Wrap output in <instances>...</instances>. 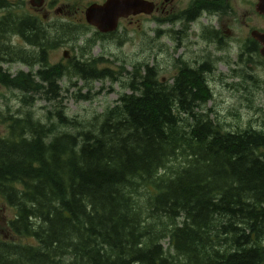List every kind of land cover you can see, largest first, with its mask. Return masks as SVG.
Instances as JSON below:
<instances>
[{"label":"trees","instance_id":"trees-1","mask_svg":"<svg viewBox=\"0 0 264 264\" xmlns=\"http://www.w3.org/2000/svg\"><path fill=\"white\" fill-rule=\"evenodd\" d=\"M9 6L0 0V85L58 101L69 70L117 80L94 59L49 64L58 44L83 49L84 26L48 30ZM17 60L38 67L35 78L2 69ZM209 71L198 66L163 89L155 68L136 66L131 94L91 122L62 105L47 121L8 114L0 196L15 209L7 227L36 245L0 241V264H264V132L227 131L203 111Z\"/></svg>","mask_w":264,"mask_h":264},{"label":"rangeland","instance_id":"rangeland-1","mask_svg":"<svg viewBox=\"0 0 264 264\" xmlns=\"http://www.w3.org/2000/svg\"><path fill=\"white\" fill-rule=\"evenodd\" d=\"M7 1L10 13L14 16L39 17L47 29L56 28L62 23L85 27L86 34L83 36L87 41L83 49L75 50L72 43L63 44L61 47V44H58L57 49L51 50L49 54V64L70 68L72 63L64 57L65 51L70 52V61L77 59L80 61L85 52H90L88 60H95L92 62L94 67L97 70H113L117 80L85 82L69 70L61 83L63 91L58 101H49L43 95L34 94L33 91L25 94L19 89H7L0 85V136L7 132L5 117L8 114L19 115L22 111H32L36 118L47 121L53 118L55 111L62 105L68 117L77 118L81 122H91L95 118H100L107 110L118 105L122 94H131L128 84L136 66L141 72L146 67L155 68L159 81L165 79V83L170 84L175 78L176 71L180 69L179 66L183 64L168 62L175 59L177 53V51L172 53L176 48L177 39L172 41L171 37L178 38V43L188 39V45L190 42L193 43L196 35V27L183 17V12L190 9L193 0H182L181 4L177 3L174 7L175 14L171 16L157 13L123 23L121 33L112 40L101 39L96 30L86 24L84 18V11L89 5L103 4L106 0H60L53 8L45 7L44 11L39 12L40 8L35 9L31 6V0ZM257 3L258 0L231 3L233 11L237 9L238 13L239 9L240 16H244L241 19L244 21L246 39L251 38L253 30L264 32V17L256 12ZM59 9L62 10L61 13L58 12ZM3 13L7 14L4 11ZM212 15L214 16L211 18V26L216 27L225 23V16L221 18L223 14ZM178 32H181L180 36L176 34ZM12 43L20 49L32 50L19 37H13ZM162 49L166 54L163 55ZM116 57L120 60H115ZM253 57L245 63H209L210 71L206 74V81L213 99L204 111L211 113V119L220 123L227 131L252 128L264 132V58ZM1 67L12 77L31 74V77L35 78V73L39 69L29 67L21 60L3 64ZM14 217L15 209L0 196V241L35 246L36 243L32 239L16 237L7 227V220H13ZM163 245L168 250L169 240H165Z\"/></svg>","mask_w":264,"mask_h":264},{"label":"flooded vegetation","instance_id":"flooded-vegetation-1","mask_svg":"<svg viewBox=\"0 0 264 264\" xmlns=\"http://www.w3.org/2000/svg\"><path fill=\"white\" fill-rule=\"evenodd\" d=\"M147 2L153 3L155 5V12L152 14L161 13L166 16H171L175 14V5L177 3L181 4L182 0H145ZM239 2L240 0H193L190 9L183 12V17L189 24L196 27V35L193 39V43L187 45L189 40L178 43V38L171 37L172 41L176 40V48L174 51H177L175 59L168 62L171 63H183L179 66V70L175 73V78L170 84L165 83V79H162L161 83L163 84L162 88L172 89V86L175 85L176 78L179 75H187L191 72H194L198 66H202L206 63H245L249 61L253 56H261L260 50L261 46L251 37L246 39L244 35L245 26L244 21L241 19L244 16H240L239 9L233 11L232 2ZM244 1V0H242ZM32 2V0H31ZM30 2V3H31ZM60 0H45L42 7L39 11H44L46 8H53L54 4H58ZM105 3V2H104ZM103 3V4H104ZM32 6V4H31ZM90 6V5H89ZM172 6L171 8H169ZM34 7V6H33ZM38 7H35V9ZM215 9L216 11H213ZM86 10V9H85ZM58 12H62L61 9ZM218 12V13H215ZM223 14L221 18L225 16V23L218 24L216 27L210 25L211 18L214 16L212 14ZM5 16L3 11L0 12V18ZM147 18L149 16L145 14H140L137 16H131L128 19H121L119 22V27L117 31L110 34L100 33L97 29V35L101 39L112 40L115 39L122 30L123 23L132 22L135 19ZM85 18V11H84ZM86 21V20H85ZM87 24V23H86ZM89 26V25H88ZM90 27V26H89ZM93 28V27H91ZM255 31V30H253ZM251 31V34L252 32ZM182 32V31H181ZM181 32L176 33L179 36ZM84 36L79 38V46L84 47L87 40L84 39ZM98 38V37H97ZM250 41V42H249ZM257 43V44H256ZM195 47V49H194ZM178 49V50H177ZM66 52V51H65ZM64 52V53H65ZM69 52V51H68ZM163 55L166 54V51L162 49ZM91 56L90 52H85L83 58L89 59ZM71 54H68V62H70ZM115 60H120L115 58ZM77 61H79L77 59ZM75 62V61H74ZM79 62H82L81 60ZM194 63H203L201 65H195ZM206 76V74H205ZM207 84V82H206ZM208 86V84H207ZM187 85L184 87L183 91L186 95ZM178 93L179 90L177 88ZM187 96V95H186Z\"/></svg>","mask_w":264,"mask_h":264},{"label":"water","instance_id":"water-1","mask_svg":"<svg viewBox=\"0 0 264 264\" xmlns=\"http://www.w3.org/2000/svg\"><path fill=\"white\" fill-rule=\"evenodd\" d=\"M45 0H32V6L42 7ZM155 5L145 0H106L104 4H91L85 10V20L90 27L100 33L110 34L117 31L121 19L140 14L152 15ZM256 12L264 17V0H258ZM251 37L261 46L260 54L264 58V32L253 31ZM69 52L64 53L68 58Z\"/></svg>","mask_w":264,"mask_h":264},{"label":"bare ground","instance_id":"bare-ground-1","mask_svg":"<svg viewBox=\"0 0 264 264\" xmlns=\"http://www.w3.org/2000/svg\"><path fill=\"white\" fill-rule=\"evenodd\" d=\"M249 42H250V41H249ZM259 57H260V56H259ZM253 58H254V57H253ZM210 98H211V96H210ZM210 100H211V99H210ZM190 104H191V103H190ZM203 105H204V104H203ZM203 105H202V106H203ZM191 106H192V104H191ZM193 106H194V105H193ZM206 106H207V104H206ZM181 108H182V107H181ZM189 108H190V107H189ZM192 108H193V107H192ZM195 108H197V107L195 106ZM205 110H206V109H205ZM183 111H184V109H183ZM203 111H204V110H203ZM203 111H202V112H203ZM184 112H185V111H184ZM197 112H198V111H197ZM204 112H205V111H204ZM205 113H206V112H205ZM167 237H168V236H167ZM161 238H162V237H161ZM161 240H162V239H161ZM163 241H164V240H163ZM163 243H164V242H163ZM161 244H162V243H161ZM171 245H172V244H171ZM161 246H162V245H161ZM164 250H165V249H164ZM171 251H172V250H171Z\"/></svg>","mask_w":264,"mask_h":264}]
</instances>
